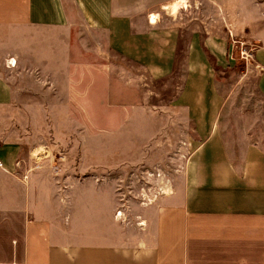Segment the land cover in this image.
<instances>
[{
  "label": "crops",
  "instance_id": "crops-1",
  "mask_svg": "<svg viewBox=\"0 0 264 264\" xmlns=\"http://www.w3.org/2000/svg\"><path fill=\"white\" fill-rule=\"evenodd\" d=\"M180 1L0 0V264H264L263 128L247 133L246 149L223 143L210 173L141 199L129 194L127 172L131 150L145 145L142 127L119 153L111 132H98L107 117L79 114L100 106L81 91L108 84L75 61L79 22L65 4L91 27ZM252 5L264 27V1Z\"/></svg>",
  "mask_w": 264,
  "mask_h": 264
},
{
  "label": "rangeland",
  "instance_id": "rangeland-1",
  "mask_svg": "<svg viewBox=\"0 0 264 264\" xmlns=\"http://www.w3.org/2000/svg\"><path fill=\"white\" fill-rule=\"evenodd\" d=\"M254 1L187 0L176 14L160 10L148 18L144 12L112 25L99 19L100 26L91 27L65 4L79 22L71 29L75 61L96 67L108 84L96 93L81 91L84 101L97 98L100 106H83L79 114L108 118L97 123L98 132H111L116 152L138 126L146 138L139 154L131 150L130 195L170 193L175 179L210 173L223 143L246 149L247 133L264 129V42L255 38L264 27L254 24L260 13ZM213 136L221 138L219 146ZM149 158L154 166L143 163Z\"/></svg>",
  "mask_w": 264,
  "mask_h": 264
},
{
  "label": "bare ground",
  "instance_id": "bare-ground-1",
  "mask_svg": "<svg viewBox=\"0 0 264 264\" xmlns=\"http://www.w3.org/2000/svg\"><path fill=\"white\" fill-rule=\"evenodd\" d=\"M184 5H185V2L180 1L177 5H174L170 10H171V12H173V14H176L178 12L179 8H181Z\"/></svg>",
  "mask_w": 264,
  "mask_h": 264
},
{
  "label": "built area",
  "instance_id": "built-area-1",
  "mask_svg": "<svg viewBox=\"0 0 264 264\" xmlns=\"http://www.w3.org/2000/svg\"><path fill=\"white\" fill-rule=\"evenodd\" d=\"M15 65V64H14ZM1 165V164H0Z\"/></svg>",
  "mask_w": 264,
  "mask_h": 264
}]
</instances>
